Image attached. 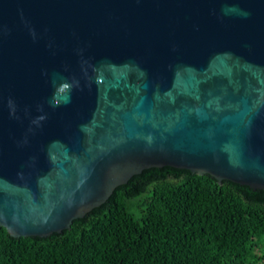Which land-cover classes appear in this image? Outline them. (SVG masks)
I'll use <instances>...</instances> for the list:
<instances>
[{
  "label": "water",
  "instance_id": "water-1",
  "mask_svg": "<svg viewBox=\"0 0 264 264\" xmlns=\"http://www.w3.org/2000/svg\"><path fill=\"white\" fill-rule=\"evenodd\" d=\"M164 166L264 190V0H0V226Z\"/></svg>",
  "mask_w": 264,
  "mask_h": 264
},
{
  "label": "trees",
  "instance_id": "trees-1",
  "mask_svg": "<svg viewBox=\"0 0 264 264\" xmlns=\"http://www.w3.org/2000/svg\"><path fill=\"white\" fill-rule=\"evenodd\" d=\"M0 264H264V190L146 169L61 233L0 226Z\"/></svg>",
  "mask_w": 264,
  "mask_h": 264
}]
</instances>
